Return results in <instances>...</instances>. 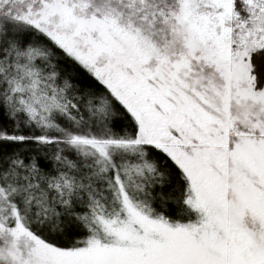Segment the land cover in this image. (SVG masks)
I'll return each instance as SVG.
<instances>
[{
    "label": "snow or ice",
    "instance_id": "6c2138e0",
    "mask_svg": "<svg viewBox=\"0 0 264 264\" xmlns=\"http://www.w3.org/2000/svg\"><path fill=\"white\" fill-rule=\"evenodd\" d=\"M0 264H264V0H0Z\"/></svg>",
    "mask_w": 264,
    "mask_h": 264
}]
</instances>
